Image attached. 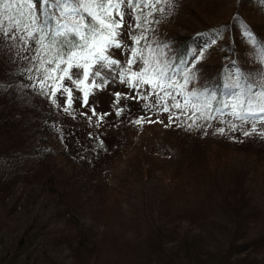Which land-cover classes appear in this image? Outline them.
Wrapping results in <instances>:
<instances>
[{
	"label": "trees",
	"instance_id": "trees-1",
	"mask_svg": "<svg viewBox=\"0 0 264 264\" xmlns=\"http://www.w3.org/2000/svg\"><path fill=\"white\" fill-rule=\"evenodd\" d=\"M200 5L175 0L170 9L142 4L133 11L123 25L126 46L110 50L119 58V74L106 69L97 79L108 82L99 86L89 78L77 87L59 80L56 70L50 75L57 79L41 93L36 73L27 71L32 64L23 60L28 51L18 58L16 49L0 48V264H264V139L243 136L252 129L229 131L231 109L219 120L215 113L208 121L193 115L187 124L181 117L170 140L133 154L109 182V170L133 144L134 121L154 110L157 99L150 84L137 87L130 73L121 76L122 67L137 71L127 59L142 63L132 49L154 57L152 50L166 44L174 62L198 57L187 66L197 69L191 85L177 71L172 83L185 87L168 89L182 106L181 91L207 86L220 98L225 73L258 71L264 64V0H237L228 17L213 23L207 18L218 4L209 0L210 12ZM137 17L142 28L131 26ZM52 87L60 89L55 96ZM193 120L198 136L183 142ZM214 127H224L225 134ZM239 150L251 157L247 184L242 169L233 172L226 164L228 153ZM148 179L154 180L150 189L143 182ZM43 206L51 223L37 225ZM181 221L198 232H179ZM168 242L173 247H165Z\"/></svg>",
	"mask_w": 264,
	"mask_h": 264
},
{
	"label": "snow or ice",
	"instance_id": "snow-or-ice-1",
	"mask_svg": "<svg viewBox=\"0 0 264 264\" xmlns=\"http://www.w3.org/2000/svg\"><path fill=\"white\" fill-rule=\"evenodd\" d=\"M161 3L170 9L175 0H151V5L150 0H0V37L19 40L23 42L28 52L34 53L24 59L32 64L27 71L36 73L35 86L41 93L47 94V81L57 79L50 75L56 70L62 72L59 80L67 79L77 87L89 78L93 85L99 86L108 81L97 78L102 77V74L107 75L106 69L119 63L118 60L110 58L113 55L110 50L126 46L122 44L125 18H130L131 13L142 4L155 6ZM12 10H15L16 14L9 16L8 13ZM158 11L164 13L165 8H159ZM138 21L140 17H137L131 26L142 28L143 24ZM143 23L149 21L145 18ZM248 35L251 38V33ZM211 42L215 43V37ZM134 43H140L135 36ZM152 51L154 57H146L142 49L139 52L132 49L133 57H139L142 63H138L137 59H127L126 63L129 66L136 64L137 71L132 72L130 67H122L121 76L130 73L137 87L150 84L154 91L149 94L157 97L153 106H159L163 112L169 113L170 124L175 122L173 117L175 120L185 117L183 123L187 124V120L193 115L208 121L213 113L214 118L219 120L225 115V109H231L229 131H236L238 127L247 124L252 128V132L244 131L243 136L255 134L264 137V64L259 66L258 71L246 73L237 68L225 73L224 90L220 93V98L214 89L207 86L199 90L189 87L187 95L181 91L184 101L182 106L168 89L175 91L177 87L180 89L185 87L172 83L177 71L185 84L191 85L196 79L197 69L195 66L191 68L187 66L193 64V60L198 57L194 56L193 60L176 58L174 62L173 57L167 54L166 44L157 45ZM202 54L200 50L198 56ZM122 82L127 81L122 79ZM155 89H160L163 96L155 92ZM62 90L67 92L71 99L70 89L62 86ZM58 91L60 89L52 87L51 94L55 96ZM88 95L85 91V105L89 104ZM119 95L117 93V96ZM189 105L188 112H185L184 107ZM172 109L179 111L173 112ZM117 115L120 113L117 112ZM142 120L155 122L149 117L142 116L134 123L140 124ZM234 120L240 122L239 126L233 122ZM193 124H196V120H193ZM188 127L191 128V125ZM225 131L224 127L215 129L218 134H225Z\"/></svg>",
	"mask_w": 264,
	"mask_h": 264
},
{
	"label": "rangeland",
	"instance_id": "rangeland-1",
	"mask_svg": "<svg viewBox=\"0 0 264 264\" xmlns=\"http://www.w3.org/2000/svg\"><path fill=\"white\" fill-rule=\"evenodd\" d=\"M214 1L218 4L217 10L210 13V17L207 18L211 23L219 21V20H223L226 17H228L231 13V10L233 9L232 7L234 6L235 2H237V0H214ZM208 5H209V0H201V5L198 6V9L207 6L206 7L207 12H210L212 9V5H209V6ZM192 21L194 22L193 19H192ZM175 24L178 25V22L176 21ZM8 26H10V24ZM21 43L22 42L19 40H11V39H8L6 37H0V48H2L3 45H6L9 48L16 49V52L19 51V57L18 58L21 57L20 51H23L24 49L26 50L25 45L21 44ZM29 53L30 52H28V54ZM112 53H113V55L111 56V59H116L119 61V58L117 57V55L114 52H112ZM28 54H27V56H28ZM23 60L28 61V60L24 59V57H23ZM117 65H114L111 68H108L109 71L116 70L115 73L119 74V71L116 69ZM11 99H12V97H11ZM15 103L21 105V103L19 101H17V98L15 99ZM55 104H57V103H55ZM55 104H54V109L59 110V112L62 114V111H61L62 108L58 107V105H55ZM38 105L40 106L39 103H38ZM65 109H67V108H65ZM65 112L67 114L69 112V109H67V111H65ZM143 116L149 117L152 121H155V122L149 123V122H147V120H142L141 123L137 125L138 128L133 133V136H134L133 144L130 147L128 153L124 154L121 157L120 161L116 164V167H114L112 170H109V176L108 177L112 178V180H110L109 182L114 183L115 180L113 178L118 175L117 173L119 171H121L125 168L127 160L133 154L140 152L142 150L149 149L151 147H154L155 150L157 147H160V146L162 147V145H160L161 143L171 139V137L174 133V130H175L172 127H178V125H177L178 120H175V118H173L175 122L170 124L169 123V113L163 112L162 109L159 108V106H155L154 110L148 111ZM228 120H230V118ZM72 121H73L75 126H80L79 125L80 121L78 118L73 119ZM238 126H239V124H238ZM241 128H242V130L252 129L247 124H245L243 127H238L237 131L241 130ZM66 129H67V127H66ZM195 130H196L195 124H193V126L191 128H188V130H186L183 133L182 138L184 140H186L183 142H190L194 138H196L198 136V132H196ZM257 130H260L258 125H257ZM189 132H192L191 136H189ZM195 135H196V137H194ZM260 138L264 139V137H260ZM222 146H226V145L223 144ZM241 151L242 150L230 151L227 155V158H226V164H232V166H230L229 169H231L233 172L239 171V169H242L246 173L244 176V179H243L244 184H247L248 178L250 177V174L252 172L251 171V164H250V158L251 157L247 156V153H242ZM251 151L254 152L253 150H251ZM146 166L147 165H144L143 168H145ZM236 176L240 177V173H232V177H236ZM143 182H144V186H146V189H150L154 185L153 179H148V180H145ZM49 213H50L49 208L47 206H43V207L38 208L37 209V214H38L37 225L50 224L51 219L49 217ZM19 216H21V215H19ZM178 225H179L178 231L181 233L187 232L188 234H192V233L198 232V229L196 227L190 226L189 223H187L186 221H181ZM190 227H192V228H190ZM173 245H174L173 242H168V243H165L164 246L165 247H173ZM1 249H2V245L0 244V257L2 256ZM0 260H2V259L0 258Z\"/></svg>",
	"mask_w": 264,
	"mask_h": 264
}]
</instances>
